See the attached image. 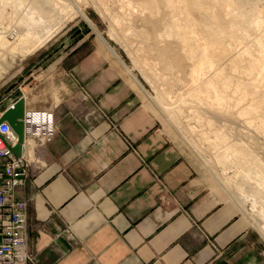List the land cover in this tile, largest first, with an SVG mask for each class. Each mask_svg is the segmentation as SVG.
Masks as SVG:
<instances>
[{
	"label": "crops",
	"instance_id": "0c3cea01",
	"mask_svg": "<svg viewBox=\"0 0 264 264\" xmlns=\"http://www.w3.org/2000/svg\"><path fill=\"white\" fill-rule=\"evenodd\" d=\"M77 25L0 76V112L23 95L27 112H51L57 125L24 143L15 196L28 200V264H264L238 204L161 121L132 68Z\"/></svg>",
	"mask_w": 264,
	"mask_h": 264
},
{
	"label": "rangeland",
	"instance_id": "374dc122",
	"mask_svg": "<svg viewBox=\"0 0 264 264\" xmlns=\"http://www.w3.org/2000/svg\"><path fill=\"white\" fill-rule=\"evenodd\" d=\"M32 1L43 6L40 11H46L41 17L42 22L38 28L47 27L49 24L54 25L60 17L64 16V11L59 9L56 0H25L9 27L18 23V16L28 9ZM84 1L85 3L80 1L84 6L83 10L66 21L54 33L64 31V28L76 23L106 41L124 62L121 61L124 67L126 64L132 68L134 75L131 74L141 82L140 85L143 88L149 90L158 108L156 112L161 121L172 132L179 135L167 119L170 118L167 110L158 103L153 84L141 74L137 63L146 66L148 60L154 62L149 69L157 82L164 83V75L176 79V85L180 88L170 87L166 96L168 100L171 98V101L169 100L171 105L174 104L173 106L179 108L177 109L181 121L192 130L193 139L198 140L197 142L214 156L220 154L226 142L241 143L246 156L253 161L250 164L245 163L243 158L227 156L222 163L223 174L233 190L245 199L244 206L247 211L257 214L264 225V180L260 182L255 176L258 169L264 171V0H233L236 7L234 6L231 10L225 8L223 0H171L172 5L168 8H164L162 3L158 2L160 11L156 14L157 16L150 15L147 10L142 11L135 6H133L135 10L133 15L128 16L124 12L125 15H123L120 13L123 10L119 11L118 0H116L118 2L103 0L110 5H105L106 8L114 7L115 11H119L120 18L131 17L133 25L138 29H144L146 33L143 32L144 30L140 32L149 36L146 40L137 32L132 34V42L135 43L133 48H136L134 50L137 52L135 62L121 41L113 36L107 17L95 11L88 0V3ZM239 12H242L244 19L241 23H235L233 16ZM257 18L262 21L261 25L252 24V20ZM167 22L181 29L176 31L178 37L156 38V34L162 31ZM118 28L123 30L121 25H117ZM119 29L118 32H120ZM183 48H187V52ZM28 54L22 55L17 52L13 59L6 55V59L0 60V63L3 68L4 66L7 68L5 67L4 72H0V76L4 77L14 70L24 57L29 56ZM252 63L253 67H250ZM206 64H209L211 69L208 70ZM202 66H205L204 69L196 71ZM208 78L214 82V87L208 89L210 97L199 99L193 92L198 85L204 88L203 83ZM206 100L212 103H207ZM245 106H250L249 112L242 113ZM208 119L211 121L208 122ZM172 122L175 124L174 121ZM175 126L197 153L198 156L195 155V157L203 173L225 196L222 186L209 173L210 170L215 175L207 156L192 145L181 126L177 124ZM215 178L219 181L216 175ZM229 202L233 203L231 200ZM236 208L239 220L251 233V237L248 238L251 242L248 241V244L254 246L255 250L259 249L261 256H264V237L251 223L248 215L239 207L236 206ZM243 213L251 224L247 222Z\"/></svg>",
	"mask_w": 264,
	"mask_h": 264
},
{
	"label": "bare ground",
	"instance_id": "6f19581e",
	"mask_svg": "<svg viewBox=\"0 0 264 264\" xmlns=\"http://www.w3.org/2000/svg\"><path fill=\"white\" fill-rule=\"evenodd\" d=\"M24 1L25 0H0V60L2 61L6 59L5 57L6 55H9L10 58L13 59L17 52L21 53L22 55H26L30 52H33L40 45H42L54 33V31L62 27V25H64V23L68 21L69 19H71L74 15L79 14L84 8V6L80 3L81 0H73V1L72 0H68V1L56 0V2H58L59 9L64 11V16L60 17V19H58L56 24L54 25L49 24L47 27L38 28L40 27L41 22H42L41 17L44 16V12L46 11L44 12L40 11L41 7L43 6L38 4L37 2L32 1L28 5V9H25L17 18V22H18L17 24H21V25L16 24V25H13V27H9V24L13 20L14 16L16 15V12L18 11L19 7H21V4ZM82 1L85 3L84 0ZM104 1L103 0H88V2H90V5L95 9V11L107 17V19L110 21V29H111L113 36L115 37V39L117 38L121 41L125 50H127L128 53L131 56H133L132 58L133 61H134V58H136L137 56L136 54L137 52H135L134 50L136 48H133L134 47L133 44L135 43L132 42L133 40L132 34L134 32H137L141 35V37H143L146 40L149 36L145 34L146 32L144 29H138L137 27L133 25V19L131 17L129 19L126 18L127 20L125 19L126 16L124 18L123 16L122 18H120L118 15L119 11L123 10L120 13L124 12L128 16L133 15L132 13L135 11L133 6H135L137 9H142V11L147 10L150 13V15L157 16L156 14H159L158 11H160L159 10L160 8H158V2H161L164 8H168L170 5H172L171 0H118L119 2L116 0H112V2H118V5L121 6V7L119 6V11H115L114 7L106 8L105 5H109V4L105 3L107 0L105 2ZM223 1L225 4V8L227 10H231L234 6L236 7L233 0H223ZM88 2L86 0V3ZM142 11H141V14H142ZM124 13L123 15H125ZM243 19L244 17H243L242 12H239L233 16V20L235 23H241ZM6 20H7V24H5ZM261 23L262 21H260L258 18L252 20V24L261 25ZM117 25H121V27L123 26V30H121V28L120 29L118 28L120 30V32H118ZM164 25L165 26L162 29V31L156 34V38L158 37L160 39H163V38H170V37H178L176 31H181L179 27H175L172 24H168V22ZM141 30L142 31L144 30L143 32L145 33L140 32ZM183 49L185 50V52H187V48H183ZM151 63H154V62L148 60V62L145 64L146 66H142L141 64H138V63H137V66L141 74L145 77V79L153 84L156 90V97H157L158 103L162 104V106L167 110L171 120L174 121L175 124H177L179 127L180 126L182 127L184 133L187 134L188 139L190 140L192 145L195 146L199 152L207 156V160L209 164L211 165V167L213 168L215 175L218 177L221 185L227 191L229 196L248 215V217L251 220V223L259 230L261 235L264 237V225L261 222L259 216L255 214L254 212L250 213L247 211V208L244 206L245 199L241 196V194H238L235 190H233V188L229 185L228 181L226 180L223 174L222 163H223V160L227 156L234 155V156L243 158L245 163L249 162L250 164H252L253 161L246 156L247 155L246 151L240 145L241 143L239 144L237 142H233V143L231 142L229 144L228 142H226L227 144H225V146L222 148V151L220 152V154H217L214 156L208 153L203 148V146L197 142L198 140L196 141L195 139H193L192 130L186 124H183L181 121L182 119L180 118V115L178 112L179 108L177 107L178 108L177 109L175 106H173L174 104L171 105V102H170L171 98L169 99L170 100L169 101L166 96V93L170 91V90L168 91L170 87H173V86L178 87V85H176L177 80L172 78L171 76L164 75L163 76L164 83L157 82L149 69V66L151 65ZM206 65H208V70L211 69V67H209L210 66L209 64H206ZM5 67L6 66H4L3 68L0 63V72H4ZM203 67L205 66L198 67L196 71L200 70L201 68L204 69ZM250 67H253V63L251 64ZM196 74H199V73H196ZM196 76L200 77L198 75ZM203 85H204V88L201 85H198L196 87V90L193 92V94H195V96L199 99H208L210 97V95L208 94L209 93L208 89L214 87V82L211 78H208L203 83ZM168 95L171 96V94H168ZM206 102L212 103L210 100H206ZM249 108L250 106H245L242 110V113L249 112L248 111ZM207 121L210 122L211 120L208 119ZM255 176L260 182H263L264 171L261 169H258L256 171Z\"/></svg>",
	"mask_w": 264,
	"mask_h": 264
},
{
	"label": "built area",
	"instance_id": "2783aa9c",
	"mask_svg": "<svg viewBox=\"0 0 264 264\" xmlns=\"http://www.w3.org/2000/svg\"><path fill=\"white\" fill-rule=\"evenodd\" d=\"M23 121L25 141L30 138L48 140L57 130L51 112L26 111ZM16 140L9 124L6 121L0 122V264L34 262L27 251L28 200L15 196L16 187L28 176V158L23 152L19 157L12 154L10 147ZM129 148L134 150L130 144ZM153 174L156 182L164 186L160 178Z\"/></svg>",
	"mask_w": 264,
	"mask_h": 264
},
{
	"label": "water",
	"instance_id": "95a60500",
	"mask_svg": "<svg viewBox=\"0 0 264 264\" xmlns=\"http://www.w3.org/2000/svg\"><path fill=\"white\" fill-rule=\"evenodd\" d=\"M26 110L24 108L23 95L18 96L15 100L11 101L0 112V122L6 121L12 131L15 133L17 140L11 145L10 150L15 157H19L24 149V117Z\"/></svg>",
	"mask_w": 264,
	"mask_h": 264
}]
</instances>
